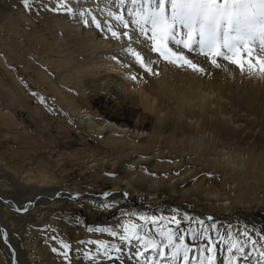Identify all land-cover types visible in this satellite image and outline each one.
Returning a JSON list of instances; mask_svg holds the SVG:
<instances>
[{"label":"bare ground","instance_id":"1","mask_svg":"<svg viewBox=\"0 0 264 264\" xmlns=\"http://www.w3.org/2000/svg\"><path fill=\"white\" fill-rule=\"evenodd\" d=\"M13 4H17L14 11ZM88 4L96 7L91 0ZM105 5L115 8L116 0H99V7ZM117 50L113 41L67 16L37 15L27 12L21 0H0V96L7 110L0 114L5 135L13 134L12 140L17 138L24 147L20 152L26 161L24 188L31 191L19 205L0 195V206L20 215L15 208L31 200L26 216L32 219L41 208L63 203L94 223L117 210L94 209L105 191L115 194L118 208L125 205L134 212L163 206L167 203L159 196L168 195L171 207L164 206L163 215L173 209L181 212L182 200L185 204L188 200L197 206L192 209L195 220L207 222L202 215L233 216L228 221L264 228V219L247 210L257 205L264 210V83L258 79L241 83L224 73L200 79L164 65L159 79L134 83L112 60ZM34 90L48 98L55 113L30 94ZM15 114H25L26 119ZM169 159L174 162H156ZM148 164L153 166L151 172L138 170ZM209 171L212 177L204 175ZM110 172L116 175H106ZM70 177L72 182L66 185ZM57 191L60 197L55 196ZM77 192L84 195L76 203L67 200ZM124 192L130 202H123ZM143 204L151 206L148 211ZM150 214L161 213L156 209ZM78 219L79 215L67 227L52 224L55 233L76 247V241L98 236ZM26 235L28 264H61L49 244L38 239L33 244ZM10 243L17 264H23L19 249ZM72 256L73 264H86L75 251ZM217 256V264H223V253ZM117 264L137 261L125 252Z\"/></svg>","mask_w":264,"mask_h":264},{"label":"snow or ice","instance_id":"2","mask_svg":"<svg viewBox=\"0 0 264 264\" xmlns=\"http://www.w3.org/2000/svg\"><path fill=\"white\" fill-rule=\"evenodd\" d=\"M91 2L96 7L88 0H21L29 13L67 16L113 41L118 50L111 58L134 83L146 82L147 77L159 79L161 65L200 79L224 73L241 83L245 79L264 83V0H116L115 8L99 7V0ZM30 94L55 113L46 96L35 90ZM83 195L70 193L69 198ZM114 196L103 192L93 207L117 209L122 219L112 225L85 222L89 233L106 234L108 239H81L74 249L56 230L47 237L61 264H73V251L86 264H117L125 252L137 264H217L218 252L223 253V264H264V228L237 224L221 230L212 216L207 222L197 220V228H185L182 225H191L194 219L187 212L173 209L170 215H157L120 210ZM31 205L29 200L15 211L28 212ZM0 237L8 243L6 229L0 228Z\"/></svg>","mask_w":264,"mask_h":264},{"label":"rangeland","instance_id":"3","mask_svg":"<svg viewBox=\"0 0 264 264\" xmlns=\"http://www.w3.org/2000/svg\"><path fill=\"white\" fill-rule=\"evenodd\" d=\"M101 2L103 3L104 0H101ZM11 8H12V11H14V9L17 8V4H13ZM3 104H4V100L0 96V113H3V111H5V113H7V110H4V108H3L4 107ZM15 116L17 118L20 117V118L26 119L25 114L24 115L23 114L22 115L15 114ZM3 118H4L3 114H0V195L7 196V198L12 199L15 203H17L19 205L20 202L22 201V199L26 198L25 195L27 197H29L31 194V191L28 190V187L24 188L25 181L23 180V173H24L23 163L26 161L23 160L24 159L23 152L20 153L21 151L24 150V147L22 148L21 144L18 143V141H16L17 140V138H16L17 134L15 135L16 139H14V140H12V138H11V136L13 134L11 135L10 133L7 132V136L5 135V129L3 128L5 122L3 121ZM27 130H29V129H27ZM30 131L31 130H29V132ZM78 146L79 145L76 144L73 147H78ZM176 161H178V159H176ZM156 162L167 164V163H172L174 161L169 159L166 161L156 160ZM152 169H153L152 164H148V165H143L142 169L139 168L138 170L139 171L143 170L144 172L149 173L152 171ZM162 169H164V168H162ZM162 169H160V170H162ZM135 170H137V169L135 168ZM167 173L171 174L172 172L168 171ZM204 173H205L204 175H208L209 177H212V175H213V173H211L210 171L204 172ZM209 173H211V175H209ZM162 174L167 175L165 172H162ZM199 175H203V174L200 173ZM65 182H66V185H69L72 182L71 177H70V179H67ZM24 193H26V194H24ZM5 196H3V197H5ZM96 197H98V196H96ZM42 199H45V201L50 200V199H46L43 197L38 198V200H42ZM67 200L70 201L71 199H67ZM159 200H161V202L167 203V204H165L163 206H158V207L156 206V208H153L151 206L144 207L146 204H143V206H142L143 210L148 211L146 209L151 207L152 209L149 210L151 213H154V212H156V209H159V212L161 214H164L165 212H167V208H165L164 206L167 205L168 207L169 206L171 207V201L172 200H171V198H169L168 195L159 196ZM72 201H73V203H76L77 199L72 200ZM125 201L130 202L128 196L123 198V202H125ZM187 202H188V200L186 201V204H185V201L182 200V206L183 207L179 206V208L182 210L181 213L187 212L192 217L196 216L195 215L196 213H193L192 209L197 208V206L193 205L194 204L193 202H188V203ZM47 203H45L44 205L48 206L49 203L48 204ZM70 203H72V202H70ZM62 204L63 203L59 204V207H57L58 209L56 207L41 208V210H40L41 212L39 211L38 213H35V215H37V216H35V218L33 217L32 218L33 220L27 218L26 212H18V213H20V215H13L12 212L10 213L11 210L9 211V209H7V207L4 204H2L0 206V214L2 215L1 217L3 218L6 229L8 230L9 241L11 240L10 242H13V244H15L17 246V248L19 249V254L21 256L20 260H19L20 263L28 264L26 261V254L24 252V244L26 242L25 234H27L26 236H28L31 241H34L33 244L34 243L36 244V243L40 242V240H41L43 243H47L52 247V246H54L53 242L51 240L49 241L47 239V237L49 236V234H51V230H53V227L55 226V225L54 226L52 225L53 223L56 225H59L61 227H67L68 224L70 223V221H72V219L76 218L77 215H79L78 221H83V223L87 222L85 215H84V212L81 211V212H74L73 213L72 211H69L66 209V208H68L66 205H62ZM67 204H69V202H67ZM183 204H185V206H188V208L187 207L185 208ZM81 205L83 206L84 210L88 209V206L86 203L81 204ZM198 207L203 208L202 206H198ZM119 209L120 210H131V209H127L125 205L119 206ZM247 210H251V212L254 211L257 215L261 216L264 219V210L260 205H257L255 207H253L252 209H247ZM48 212H49V214H48ZM150 212H148V213H150ZM240 214H241V217L245 216L244 213H240ZM58 215L59 216L61 215V216L59 217ZM247 215H249V214H247ZM202 216L204 219L207 220L208 216H205V215H202ZM211 216H213V215H211ZM227 217L224 216V217L215 218V216H214L213 217L214 219L212 222L216 223L218 225V227L221 228V230L228 227L229 225L235 226V225H237V223L239 224L238 220H236V219H233L232 221H228V219L233 217V216H227ZM247 218H250V217H247ZM119 219H122V217H120L119 212L117 210H115L108 217L101 218L99 221H96L94 223H87V224L112 225V224H115L117 222V220H119ZM43 221H45V222L43 223ZM52 221H54V222H52ZM223 222L227 226H225L223 224ZM39 224H41V225H39ZM47 225L51 226V227L48 228V231H43L44 227ZM182 226L185 228H187V227H192V228L199 227L197 220H195V219H193V223L191 225L184 224ZM35 229L38 232V234L35 231ZM39 232H40V234H39ZM60 233H61V231H60ZM62 233H64L63 230H62ZM55 234L57 235L58 233H55ZM57 236L63 237L64 235L61 236L58 234ZM33 238H34V240H33ZM63 238L65 240H67L65 238V236ZM95 238H97V239H108V236L106 234H99L98 233V236H96ZM73 248L75 249L77 247L75 245H73ZM0 264H10L8 254L3 249L1 243H0Z\"/></svg>","mask_w":264,"mask_h":264},{"label":"water","instance_id":"4","mask_svg":"<svg viewBox=\"0 0 264 264\" xmlns=\"http://www.w3.org/2000/svg\"><path fill=\"white\" fill-rule=\"evenodd\" d=\"M0 228H4V229H6V228L1 224V221H0ZM6 231H7V229H6ZM7 233H8V232H7ZM0 243H1V244L4 246V248L7 250L6 252H7L8 254L11 255V264H13L14 261L17 262L16 255H15V252H14V249H13L11 243L8 241V243L6 244V243L4 242V240H3L2 237H0ZM13 252H14V254H13Z\"/></svg>","mask_w":264,"mask_h":264}]
</instances>
